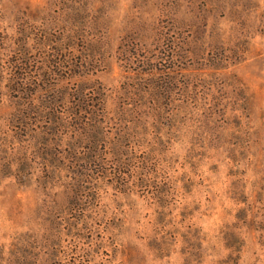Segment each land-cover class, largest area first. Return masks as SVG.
Returning <instances> with one entry per match:
<instances>
[{
	"label": "rangeland",
	"instance_id": "1",
	"mask_svg": "<svg viewBox=\"0 0 264 264\" xmlns=\"http://www.w3.org/2000/svg\"><path fill=\"white\" fill-rule=\"evenodd\" d=\"M0 264H264V0H0Z\"/></svg>",
	"mask_w": 264,
	"mask_h": 264
}]
</instances>
